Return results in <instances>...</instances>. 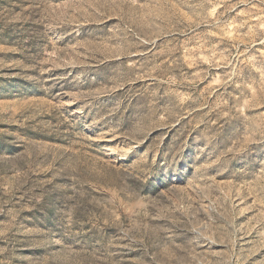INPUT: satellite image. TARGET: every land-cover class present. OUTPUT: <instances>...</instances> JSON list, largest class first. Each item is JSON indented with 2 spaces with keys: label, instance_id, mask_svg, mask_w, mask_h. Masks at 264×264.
<instances>
[{
  "label": "rangeland",
  "instance_id": "374dc122",
  "mask_svg": "<svg viewBox=\"0 0 264 264\" xmlns=\"http://www.w3.org/2000/svg\"><path fill=\"white\" fill-rule=\"evenodd\" d=\"M179 1L0 0V264H264V28Z\"/></svg>",
  "mask_w": 264,
  "mask_h": 264
},
{
  "label": "bare ground",
  "instance_id": "6f19581e",
  "mask_svg": "<svg viewBox=\"0 0 264 264\" xmlns=\"http://www.w3.org/2000/svg\"><path fill=\"white\" fill-rule=\"evenodd\" d=\"M191 3H192V9H195V10H202V9H204V7L207 4V2L205 0H191ZM242 3H243V6L245 7L244 13H242V15H241V18L243 21L241 22V24L239 26H236L232 30L233 31H237V30L248 31L249 28L256 29V27H260L259 25H261V27L264 28V0H252L251 3L249 2V4H246L247 0H243ZM179 6L181 8L184 7L182 1L180 2ZM177 10H179V9L177 8ZM237 10L238 9L236 7V4L232 5L231 11L236 12ZM184 11H185V7H184ZM165 17L168 18V16H165ZM249 25H251V26H249Z\"/></svg>",
  "mask_w": 264,
  "mask_h": 264
}]
</instances>
